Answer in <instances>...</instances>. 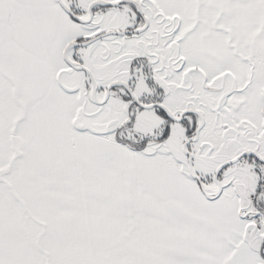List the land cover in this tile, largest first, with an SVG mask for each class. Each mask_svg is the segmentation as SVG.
Segmentation results:
<instances>
[{
	"label": "snow or ice",
	"instance_id": "1",
	"mask_svg": "<svg viewBox=\"0 0 264 264\" xmlns=\"http://www.w3.org/2000/svg\"><path fill=\"white\" fill-rule=\"evenodd\" d=\"M0 264H264V0H0Z\"/></svg>",
	"mask_w": 264,
	"mask_h": 264
}]
</instances>
